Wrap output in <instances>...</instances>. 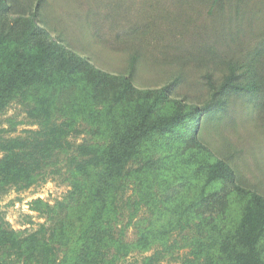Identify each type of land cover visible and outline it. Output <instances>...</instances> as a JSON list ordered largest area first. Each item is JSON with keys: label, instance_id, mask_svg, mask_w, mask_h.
I'll return each instance as SVG.
<instances>
[{"label": "trees", "instance_id": "1", "mask_svg": "<svg viewBox=\"0 0 264 264\" xmlns=\"http://www.w3.org/2000/svg\"><path fill=\"white\" fill-rule=\"evenodd\" d=\"M10 10L0 0V193L51 174L70 189L54 205L31 201L45 219L37 229L0 216V264H160L185 249L181 264H264V196L199 138L203 116L225 105L217 96H264V56L230 62L201 107L173 98L170 84L139 89L98 69ZM12 103L35 129L7 136L21 124L2 127ZM136 253L147 255L128 262Z\"/></svg>", "mask_w": 264, "mask_h": 264}, {"label": "rangeland", "instance_id": "2", "mask_svg": "<svg viewBox=\"0 0 264 264\" xmlns=\"http://www.w3.org/2000/svg\"><path fill=\"white\" fill-rule=\"evenodd\" d=\"M10 18L35 17L49 39L88 58L98 69L130 76L139 89L172 85V97L204 107L228 73L230 62L264 56V0H7ZM132 57L136 58L131 73ZM264 73V68L261 69ZM225 97L220 109L201 120L200 140L235 171L240 185L264 196V96L246 93ZM25 129H35L23 107L12 103L7 119ZM83 134L71 141L78 145ZM64 160H62L63 163ZM69 185L64 175L51 174L30 189L15 187L0 193V216L20 231L37 229L45 219L30 210L41 198L54 205L65 198ZM32 217L33 224H28ZM136 238L134 228L127 240ZM188 250L160 264H181ZM136 253L128 262L141 260Z\"/></svg>", "mask_w": 264, "mask_h": 264}]
</instances>
